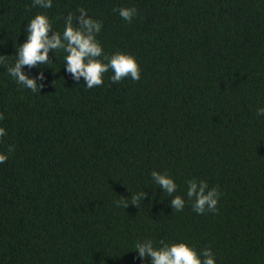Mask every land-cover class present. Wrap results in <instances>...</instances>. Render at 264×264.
<instances>
[{"label":"trees","instance_id":"16d2710c","mask_svg":"<svg viewBox=\"0 0 264 264\" xmlns=\"http://www.w3.org/2000/svg\"><path fill=\"white\" fill-rule=\"evenodd\" d=\"M80 8L102 22L104 53L135 57L139 79L113 83L109 69L86 88L55 50L24 66L43 71L40 91L17 85L6 68L25 23L42 12L62 31ZM0 55V152L14 146L0 163V264H141L144 239L264 264V0H0ZM152 170L173 177L182 210ZM191 178L218 190L215 212L193 211Z\"/></svg>","mask_w":264,"mask_h":264},{"label":"clouds","instance_id":"9594fccd","mask_svg":"<svg viewBox=\"0 0 264 264\" xmlns=\"http://www.w3.org/2000/svg\"><path fill=\"white\" fill-rule=\"evenodd\" d=\"M53 0H32V4L38 8L47 9L52 6ZM125 21H131L136 14L134 7H119L113 9ZM102 22L92 18L84 8L78 9V15L74 16L69 11L63 17V30L52 29L49 17L38 12L24 25L25 39L15 47V59L7 66L8 75L15 80L17 85L36 92L43 87L45 79L43 71H37L35 76L24 70L40 68L41 65H49V52L54 55L55 50L63 53L64 72L74 81L79 82L83 78L84 86L92 88L103 83V74L111 69L109 80L113 83L128 77L137 80L140 76L138 63L131 54L116 51L104 53L103 48L96 38L101 31ZM4 55H0L2 58ZM257 116H264V106H257ZM3 117L0 116V119ZM5 128L0 127V136L5 135ZM14 150L13 145L8 146V152H0V163L8 158V153ZM151 179L159 187L161 192L167 193L171 199L169 204L172 209L180 211L185 205V199L181 195H173L177 184L172 176L166 172L152 170ZM184 195L191 201V207L197 214L206 211L215 212L220 193L215 187H208L203 179L191 178L185 181ZM144 191L133 196V201L145 197ZM120 203V202H117ZM134 204V203H133ZM128 204L124 206L127 207ZM135 205V204H134ZM159 246H154L151 239L137 240L134 250L137 257L143 260L148 258L150 264H216L214 254L210 248H203L199 252L185 241L164 242L159 241Z\"/></svg>","mask_w":264,"mask_h":264}]
</instances>
